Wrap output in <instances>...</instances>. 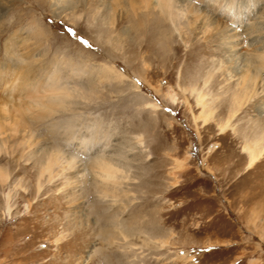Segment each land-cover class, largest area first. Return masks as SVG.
Returning <instances> with one entry per match:
<instances>
[{"label": "rangeland", "instance_id": "1", "mask_svg": "<svg viewBox=\"0 0 264 264\" xmlns=\"http://www.w3.org/2000/svg\"><path fill=\"white\" fill-rule=\"evenodd\" d=\"M131 1L0 0V264H264V154L251 169L243 150L264 120V72L223 128L238 74L264 47V0H181L202 12L181 37ZM225 3L243 24L225 27ZM208 74L205 122L184 89ZM66 87L84 93L68 109L2 112ZM58 149L76 169L43 177ZM98 157L123 169L118 197L101 194Z\"/></svg>", "mask_w": 264, "mask_h": 264}, {"label": "bare ground", "instance_id": "2", "mask_svg": "<svg viewBox=\"0 0 264 264\" xmlns=\"http://www.w3.org/2000/svg\"><path fill=\"white\" fill-rule=\"evenodd\" d=\"M140 3V5H143V8L149 9V8H154L158 9L160 15L171 24V26L174 29V32L178 33L179 37H181V28L180 22L186 18L187 15L190 14L191 16H194V22L198 21L199 17L201 16L202 12H200L198 9L194 8L192 6V3L187 2V1H181V0H140V2L134 3L132 0L130 2L131 7L133 10H136L137 8L135 7L136 4ZM226 4V7L223 9L224 14H226L228 17L227 23L225 27L229 28L233 27L235 24H243V21L246 20L245 17H243V14H241L240 11L237 10V7L235 8L234 6H231V4ZM130 7V6H129ZM222 11V12H223ZM238 11V12H236ZM225 15V17H226ZM190 21V20H189ZM111 25H113V21L111 19L110 22ZM188 24H190L188 22ZM225 29V28H224ZM232 33L227 36L229 37L228 39L236 40V35H234V32L237 30V28H232ZM238 40V39H237ZM239 41V40H238ZM233 45L231 47L233 57L237 55L236 48H239L238 42H232ZM253 55L251 56L250 54V59L245 61L241 72L238 74V80L236 83L235 91L231 95V106L228 111V117L225 122V125H223V128H233V123L232 121L237 118L238 113L246 103L250 102L258 96V90L260 87V84L262 82V74L264 72V47L258 48L253 50ZM250 53V52H249ZM238 56V55H237ZM231 58V57H230ZM247 59V58H246ZM116 71H114L113 68H108L105 73L104 77L105 79L109 80L110 79V73L115 74ZM118 78L122 79L123 76L119 75L117 73ZM212 75H207L203 79V87H198L197 85H190L187 89H184V91H188L189 94L194 95L195 101L197 105L201 108V113L198 117V119H202L205 122L207 121V118L210 117L212 114L213 110L211 105L213 103H209L207 100V88H208V83L210 81V78ZM231 79H233L231 77ZM25 88V87H24ZM22 88L21 91H24L25 89ZM27 88V86H26ZM14 89H19L15 87ZM12 89V90H14ZM206 89V90H205ZM29 90V89H28ZM27 91V90H26ZM92 93V92H91ZM83 95L84 93L81 90L73 89L70 90L68 87L58 89L56 90L53 94L50 96L44 97H34V100L29 101V105L27 107L23 105L17 106V105H11L12 109H2V112L9 114L11 116H14V118H18L21 115H24V113L28 112H33V109H44L45 115L48 114H53L56 112L55 109L61 108V109H68L69 105L71 104L69 100L75 95ZM93 94V93H92ZM86 96V95H85ZM91 96V95H90ZM167 96H169L171 102L177 101L176 94L172 93H167ZM79 97V96H78ZM84 97V96H83ZM81 97V98H83ZM85 98V97H84ZM83 98V99H84ZM87 98V97H86ZM85 98V99H86ZM14 102V101H13ZM251 103V102H250ZM159 106V105H158ZM158 106L156 104H152L151 108L156 109ZM13 118V117H11ZM264 119V117H263ZM195 120L197 121L196 117ZM252 132L254 136L252 138H248L246 143L244 144V152L247 154L248 157V168H253L255 167L260 160L263 158L264 154V120L260 122L257 121V123L252 125ZM251 128V129H252ZM1 134V132H0ZM4 134V133H3ZM75 141L78 140L79 145L78 147L80 149L83 146H86L89 142L86 139V137L82 138H73ZM73 143V142H72ZM87 150H84V152ZM77 156L73 155L69 158L65 157L62 153L61 150H56L52 151L48 154L47 161L45 165L42 167L41 170V175L44 177L45 174L49 177V179H52L51 177L54 175V169L59 167L63 168L62 165L64 162L67 164L66 168L69 170H74V165L76 166V160ZM107 158V157H106ZM104 157H98L96 158L93 163H92V171L94 176L99 180V183L102 185V190L101 194L105 197H114L117 196L116 193V187L117 185L120 184L121 179H123V169H121L120 166L115 165L112 161L109 159H106ZM43 163V164H44ZM76 169V168H75ZM87 172V171H86ZM84 176V175H83ZM41 179V178H40ZM7 181V176L6 174H3L0 171V182L4 184ZM41 182V181H40ZM122 184V183H121ZM41 187V186H40ZM118 191V190H117ZM118 197V196H117ZM114 199V198H113ZM6 204L7 208L10 209V204H9V194L6 196ZM113 202V201H112ZM10 211V210H9ZM120 234L126 238V235L123 230L120 229Z\"/></svg>", "mask_w": 264, "mask_h": 264}, {"label": "snow or ice", "instance_id": "3", "mask_svg": "<svg viewBox=\"0 0 264 264\" xmlns=\"http://www.w3.org/2000/svg\"><path fill=\"white\" fill-rule=\"evenodd\" d=\"M68 31H69V33H71V34H73V35H75V32H74V30L73 29H71V28H69L68 29ZM82 39V38H81ZM85 44H87L88 42L85 40V41H83Z\"/></svg>", "mask_w": 264, "mask_h": 264}]
</instances>
